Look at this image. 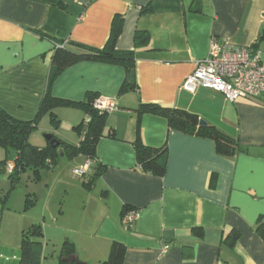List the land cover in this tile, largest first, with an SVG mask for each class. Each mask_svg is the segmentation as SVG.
Masks as SVG:
<instances>
[{"label":"crops","instance_id":"0c3cea01","mask_svg":"<svg viewBox=\"0 0 264 264\" xmlns=\"http://www.w3.org/2000/svg\"><path fill=\"white\" fill-rule=\"evenodd\" d=\"M116 19L122 26L115 49L135 56L134 88L122 91L124 65L100 61L69 67L49 87L56 48L102 50ZM138 33L147 43H136ZM214 41L260 52L264 63V0H0V110L18 122L36 121L31 144L47 147L45 136L52 135L60 142L58 158L68 159L66 146L84 138L86 106L56 104L54 123L41 111L48 89L71 102L95 94L118 103L95 148L100 176L90 187L63 182L71 234L64 243L73 244L70 255L80 262L101 264L118 242L127 249L124 264H264V93L230 102L208 89H182ZM142 105L194 115L239 150L220 155L213 140L170 130L166 117ZM138 144L167 146L164 177L142 170ZM76 157L82 168L90 164ZM126 210L137 213L131 226L123 223ZM47 213L54 215L50 202ZM45 214L21 230L23 236L42 227L41 264H48L50 238L65 217L56 214L51 223ZM1 232L0 264H19L22 237L1 242ZM63 244L51 260H62Z\"/></svg>","mask_w":264,"mask_h":264},{"label":"trees","instance_id":"16d2710c","mask_svg":"<svg viewBox=\"0 0 264 264\" xmlns=\"http://www.w3.org/2000/svg\"><path fill=\"white\" fill-rule=\"evenodd\" d=\"M121 26L122 19H116L113 23L111 37L106 47L102 50L78 48V51H72L67 48L62 49L58 46L52 58L53 72L49 87H51L53 81L69 67L83 61H100L124 65L128 69V74L122 91L125 92L133 89L135 76L131 68L135 63L134 53L120 52L115 49V42ZM142 35L143 34L138 33L135 37L138 45H143L148 41L145 39V36L143 37ZM48 90L41 111L48 110L54 123L57 122L54 113V106L56 104H83L86 106L90 122L85 131L84 138L79 146H66L68 151L66 154L71 158L79 154H83L88 158L91 164L90 171L81 178L83 179V184L86 185V187H90L101 174L96 159L95 148L98 141L103 137L107 114H101L94 108V102L97 97L95 94H88L85 103H78L53 98L50 96V89ZM141 108L166 117L170 130L213 140L216 144L217 152L220 155L232 157L235 155L236 151L239 150V145L235 140L215 127L207 125L205 128H200V120L194 115L176 109L164 108L159 105H142ZM86 119L81 127H84ZM36 128V121L28 123L18 122L0 110V148L5 151V159L0 161V173L9 172L13 188H16L20 175L27 169H32L34 173L39 176L40 170L54 169L57 164V149L51 147L50 144L47 147L40 148L30 143V137ZM136 151L137 160L142 170L157 177H164L168 152L166 145L160 149H152L138 144ZM10 162L15 166L12 171L8 170V164ZM35 203L36 201L29 195L26 200V208L34 206ZM128 212L129 211L125 212V215ZM42 239L43 233L40 225L33 226L29 230L23 231L21 245L22 259L19 264H41L43 254ZM72 248L73 244L68 241L63 244L62 253L64 256H62V260L63 257L73 255L71 254ZM126 253V247L121 243L115 242L112 244L108 259L101 264H124ZM62 260L60 264H67Z\"/></svg>","mask_w":264,"mask_h":264},{"label":"rangeland","instance_id":"374dc122","mask_svg":"<svg viewBox=\"0 0 264 264\" xmlns=\"http://www.w3.org/2000/svg\"><path fill=\"white\" fill-rule=\"evenodd\" d=\"M77 158L69 156L68 159L58 158V160H62L63 162L61 170L58 173L55 172L57 164L54 169H44L42 179L32 169H27L20 175L16 188L12 187L9 172L0 173V232L3 229L1 232V242L6 239L7 241L8 239L13 240V234L19 235L21 239L22 228L26 225L30 227L33 221H37L34 220L36 218L41 219L42 214H45L47 203L50 202L51 211L54 212V215L50 216L47 213L45 216L47 219H50L51 223L54 222L52 218L58 217L56 214L65 213L64 219L59 221V226H62V229H58L56 235L50 238L51 242H49V251L47 252L48 264H59V255L55 257V261L54 259L51 260L53 255H55L54 250L60 249L64 240L68 239V236L71 235H68L67 188L63 182H73L75 180L83 182L81 177L74 174V170L82 168L80 166L82 165L80 164L81 161H76ZM4 159L5 151L0 148V161ZM29 195L36 201V205L26 208V200ZM73 212H76V208L73 209Z\"/></svg>","mask_w":264,"mask_h":264},{"label":"built area","instance_id":"2783aa9c","mask_svg":"<svg viewBox=\"0 0 264 264\" xmlns=\"http://www.w3.org/2000/svg\"><path fill=\"white\" fill-rule=\"evenodd\" d=\"M197 88H204L223 95L228 101L255 99L264 93V63L260 52L252 50H234L228 45H220L214 41L209 57L196 64L182 89L193 93ZM94 108L101 114H110L118 110V103L113 100L99 98L94 102ZM90 117L86 119L84 129H87ZM91 164L74 170L78 177L87 175ZM14 164H8V170L14 169ZM137 219V213L129 211L123 218L125 226H131ZM168 247H165L166 251Z\"/></svg>","mask_w":264,"mask_h":264},{"label":"water","instance_id":"95a60500","mask_svg":"<svg viewBox=\"0 0 264 264\" xmlns=\"http://www.w3.org/2000/svg\"><path fill=\"white\" fill-rule=\"evenodd\" d=\"M207 126L206 123L204 122H200V127L205 128ZM47 142H49L50 146L57 149L58 147H60V142H58V140H56L52 135H47L45 136ZM68 264H85L80 262V260L78 259L77 256H69L67 258L64 259Z\"/></svg>","mask_w":264,"mask_h":264}]
</instances>
